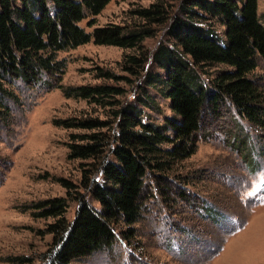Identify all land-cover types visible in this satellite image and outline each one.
<instances>
[{
	"label": "trees",
	"instance_id": "obj_1",
	"mask_svg": "<svg viewBox=\"0 0 264 264\" xmlns=\"http://www.w3.org/2000/svg\"><path fill=\"white\" fill-rule=\"evenodd\" d=\"M109 1L0 0V127L14 122L15 106L31 105L22 91L36 87L107 108L104 117L82 113L53 121L74 131L67 158L79 161L81 175L77 183L56 179L65 196L28 206L35 218H53L49 264H72L134 237L149 200L147 178L165 179L195 152L206 109L217 115L221 106H233L238 117L264 127L263 77L252 76L258 60L264 62L257 0H180L172 14L156 1L134 10L141 22L132 26L88 32L79 25L88 17L94 25ZM164 24L171 41L150 50L144 40ZM90 41L129 50L119 62L125 74L95 66L99 82L62 85L58 52ZM214 65L228 68L206 84L202 76ZM149 89L169 101L170 115L158 122L146 112L160 113ZM71 202L76 207L68 218Z\"/></svg>",
	"mask_w": 264,
	"mask_h": 264
},
{
	"label": "rangeland",
	"instance_id": "obj_2",
	"mask_svg": "<svg viewBox=\"0 0 264 264\" xmlns=\"http://www.w3.org/2000/svg\"><path fill=\"white\" fill-rule=\"evenodd\" d=\"M156 1L169 14L180 3L110 0L93 16L94 25H89L92 17L79 25L88 32L107 24L132 26L141 22L134 10ZM257 12L264 24V0H257ZM214 24L223 32L218 21ZM170 41L164 24L156 26V35L144 44L152 50L159 42ZM128 52L92 41L60 51L58 58L65 63L60 83H97L95 66L125 74L119 62ZM227 68L214 65L203 74L204 83ZM253 73L263 77L264 85L263 61L258 60ZM124 86L129 90L127 82ZM149 91L160 113L146 112L158 122L170 115L169 101ZM22 96L31 105L15 106L14 122L0 127V264H49L52 233L47 229L53 218H35L28 206L65 196V188L56 179L77 183L81 175L79 161L67 158L68 135L74 131L53 121L82 113L104 117L107 108L65 97L58 88L46 92L36 87L23 90ZM227 108L221 106L217 115L205 110L196 150L175 171L165 173V179L147 178L149 200L144 219L135 224V236L128 241L119 238L111 250L72 264H264V127L252 126L236 115L233 106ZM233 136L239 140H232ZM75 207L71 202L68 218Z\"/></svg>",
	"mask_w": 264,
	"mask_h": 264
},
{
	"label": "built area",
	"instance_id": "obj_3",
	"mask_svg": "<svg viewBox=\"0 0 264 264\" xmlns=\"http://www.w3.org/2000/svg\"><path fill=\"white\" fill-rule=\"evenodd\" d=\"M237 149V148H236Z\"/></svg>",
	"mask_w": 264,
	"mask_h": 264
}]
</instances>
